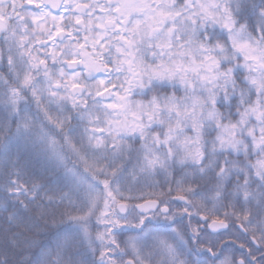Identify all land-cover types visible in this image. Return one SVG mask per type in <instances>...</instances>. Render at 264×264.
Returning a JSON list of instances; mask_svg holds the SVG:
<instances>
[{"label": "snow or ice", "instance_id": "obj_1", "mask_svg": "<svg viewBox=\"0 0 264 264\" xmlns=\"http://www.w3.org/2000/svg\"><path fill=\"white\" fill-rule=\"evenodd\" d=\"M0 264H264V0H0Z\"/></svg>", "mask_w": 264, "mask_h": 264}]
</instances>
